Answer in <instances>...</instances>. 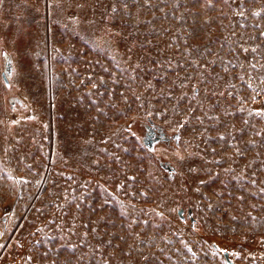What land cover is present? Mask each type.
<instances>
[{"label": "rangeland", "instance_id": "374dc122", "mask_svg": "<svg viewBox=\"0 0 264 264\" xmlns=\"http://www.w3.org/2000/svg\"><path fill=\"white\" fill-rule=\"evenodd\" d=\"M2 51L0 264H264V0H0Z\"/></svg>", "mask_w": 264, "mask_h": 264}, {"label": "water", "instance_id": "95a60500", "mask_svg": "<svg viewBox=\"0 0 264 264\" xmlns=\"http://www.w3.org/2000/svg\"><path fill=\"white\" fill-rule=\"evenodd\" d=\"M0 60H2V72L0 74L3 81L8 84L12 76V64L9 60V56L3 51L1 53ZM14 99L20 101L22 109L24 102L16 96H10L9 98H7V103H9V105L13 108L12 102L14 101ZM141 123H144L143 127L141 126ZM152 123L153 122L150 119H148L147 122L136 121L134 123V129L136 133L139 135L144 147L150 153H153L152 151H154L156 146L159 145V142L164 140L165 135V132L162 130L160 125ZM157 163L165 171V178L170 180L175 178L176 170L170 161L162 160L160 157H157ZM177 215L182 219L188 218L191 225H193L195 222V218L193 217V211L190 206L187 207L185 214L184 209L179 208L177 210ZM223 256L225 258V261H227L229 264L233 263L227 251L223 252Z\"/></svg>", "mask_w": 264, "mask_h": 264}, {"label": "flooded vegetation", "instance_id": "af4514ba", "mask_svg": "<svg viewBox=\"0 0 264 264\" xmlns=\"http://www.w3.org/2000/svg\"><path fill=\"white\" fill-rule=\"evenodd\" d=\"M13 101V100H12ZM12 105H13V108L14 107H18V108H21V103H20V101L19 100H17V99H14V101L12 102ZM141 126L143 127L144 126V123H141ZM172 140V137L171 136H169V135H167V134H165L164 135V140L163 141H160L159 142V145H157V146H161V145H166V143L167 142H170ZM156 146V147H157Z\"/></svg>", "mask_w": 264, "mask_h": 264}, {"label": "snow or ice", "instance_id": "6c2138e0", "mask_svg": "<svg viewBox=\"0 0 264 264\" xmlns=\"http://www.w3.org/2000/svg\"><path fill=\"white\" fill-rule=\"evenodd\" d=\"M258 15V14H257Z\"/></svg>", "mask_w": 264, "mask_h": 264}]
</instances>
